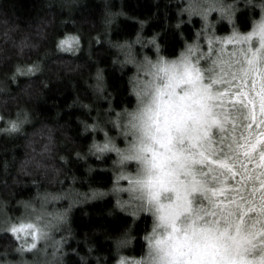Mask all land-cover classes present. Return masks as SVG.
<instances>
[{"label":"clouds","instance_id":"1","mask_svg":"<svg viewBox=\"0 0 264 264\" xmlns=\"http://www.w3.org/2000/svg\"><path fill=\"white\" fill-rule=\"evenodd\" d=\"M62 2L67 9L69 0ZM96 2L103 6L99 17L103 27L118 28L120 20L130 15L123 7L124 0H118L115 9L113 0ZM164 2L176 5V19H164V29H173L182 42L176 53L167 52L161 30L147 35L143 50L139 44L128 47L125 39L128 43L135 41L140 27L133 21L138 24L134 36L114 39L124 55L110 58L118 75L128 73L126 96L131 102L122 100L117 107L107 68L98 65L88 87L94 100L106 105L105 120L101 121L87 105L81 110L88 118L75 117L80 136L90 137L83 150L84 173L89 175L86 169L91 166L92 176L107 172L119 186L88 185L81 190L79 204L63 196L58 183L40 190L33 187L30 196L16 201V214L8 213L7 202L0 200V237L10 238L0 244V264H69L72 255L80 264H264V237L253 238L247 223L238 232L231 216L214 219L198 211L201 194L192 193L191 187L194 180L203 179V166L198 161L207 140L201 129H206V121L212 118L223 123L224 113L216 107V87L207 88V75L193 55L196 48L183 34L185 25L192 27L196 21L209 31L226 24L229 33L244 38L243 47L251 50L248 54L255 66L264 69V0H192L197 14L187 10L189 0ZM87 3L71 0V6L77 9ZM245 11L250 24L247 30L239 23V15ZM224 16L227 18L222 19ZM61 42H65L63 46ZM57 46L78 55L83 48L82 37L78 31H65L57 38ZM74 99L66 105V111L75 109ZM21 130L17 123L10 122L0 128V135H15ZM186 194L192 202L191 211L186 210ZM109 198L112 205L104 215L115 219L119 214L129 220L104 241L112 246L110 257L97 253L95 244L84 243L73 225L77 209L85 208L83 215L88 217V205ZM145 217L147 225L137 232ZM102 231L93 229L96 235H102ZM138 240L143 245L139 253ZM73 241L76 251L69 247ZM80 244L84 245L83 253H79Z\"/></svg>","mask_w":264,"mask_h":264},{"label":"trees","instance_id":"2","mask_svg":"<svg viewBox=\"0 0 264 264\" xmlns=\"http://www.w3.org/2000/svg\"><path fill=\"white\" fill-rule=\"evenodd\" d=\"M102 7L96 0H88L78 9L71 6V0L67 9L62 0H0V128L15 122L22 129L19 134L0 135V200L7 202L8 213L19 212L16 201L21 196H30L33 187L40 190L58 183L60 193L79 204L81 190H86L88 185H114L115 180L107 172L92 176L91 166L86 169L89 175L83 171V150L90 137L80 136L75 117L88 118L81 110L87 105L101 121L105 120L106 105L94 100L88 87L92 84L93 72L98 65L107 68L108 85L116 93L119 107L122 100L131 101L126 96L128 73L118 75L110 62L113 56L124 55L119 41L114 39L134 36L138 24L133 21H138L137 39L131 43L125 39L128 47L139 44L143 50L147 35L154 30L164 32L161 42L170 55L182 45L177 32L164 29L167 16L170 21L176 19V5H166L164 0L159 4H154L153 0H124L123 7L130 15L127 20H120L118 28L101 25ZM112 7H119L118 0H113ZM239 23L244 30L249 28L247 11L239 15ZM202 29L196 21L192 27L185 25L183 34L194 45ZM214 29L219 35L229 32L226 24ZM65 31L80 33L83 48L78 55L58 48L57 38ZM29 68L33 71L29 72ZM131 84L129 80L128 86ZM73 97L75 109L66 111ZM111 205L109 198L88 205V217L83 215L85 208L77 209L73 216V225L84 243L95 244L97 253H107L109 257L112 246L104 241L129 222L119 214L115 219L105 216V210ZM147 223L145 217L137 226V232ZM95 228L102 229V235L94 234ZM9 239L0 237V244ZM69 247L76 251V242ZM142 248L138 240L137 253ZM78 250L83 253L84 245L80 244ZM68 260L69 264H80L75 255Z\"/></svg>","mask_w":264,"mask_h":264},{"label":"snow or ice","instance_id":"3","mask_svg":"<svg viewBox=\"0 0 264 264\" xmlns=\"http://www.w3.org/2000/svg\"><path fill=\"white\" fill-rule=\"evenodd\" d=\"M249 52L238 49L220 65L212 61L213 66L204 69L207 88L217 89L214 98L224 121L212 118L201 129L207 140L198 161L203 179L194 180L191 191L201 194L198 211L214 219L231 216L238 232L247 223L257 238L264 237V69L255 66ZM185 200L191 211L187 194Z\"/></svg>","mask_w":264,"mask_h":264},{"label":"rangeland","instance_id":"4","mask_svg":"<svg viewBox=\"0 0 264 264\" xmlns=\"http://www.w3.org/2000/svg\"><path fill=\"white\" fill-rule=\"evenodd\" d=\"M187 9L193 14H197L196 9L193 7L192 0H189ZM221 18L226 19L227 17L224 16ZM213 30L209 31L203 27L198 35V42L194 44L196 51L193 55L196 59H200L199 64L202 69L212 67V61H216L217 65H220L224 60L229 58L231 53L244 48L243 42L238 43L234 34L228 32L225 35H219L214 28ZM209 41H211V43H209ZM114 186H119L116 180Z\"/></svg>","mask_w":264,"mask_h":264}]
</instances>
